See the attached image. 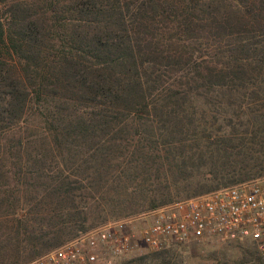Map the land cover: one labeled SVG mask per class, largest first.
<instances>
[{
  "label": "trees",
  "instance_id": "obj_1",
  "mask_svg": "<svg viewBox=\"0 0 264 264\" xmlns=\"http://www.w3.org/2000/svg\"><path fill=\"white\" fill-rule=\"evenodd\" d=\"M261 176L264 0H0V264Z\"/></svg>",
  "mask_w": 264,
  "mask_h": 264
},
{
  "label": "built area",
  "instance_id": "obj_2",
  "mask_svg": "<svg viewBox=\"0 0 264 264\" xmlns=\"http://www.w3.org/2000/svg\"><path fill=\"white\" fill-rule=\"evenodd\" d=\"M264 238V181L248 180L109 220L25 264H112L191 241Z\"/></svg>",
  "mask_w": 264,
  "mask_h": 264
},
{
  "label": "rangeland",
  "instance_id": "obj_3",
  "mask_svg": "<svg viewBox=\"0 0 264 264\" xmlns=\"http://www.w3.org/2000/svg\"><path fill=\"white\" fill-rule=\"evenodd\" d=\"M250 180H258V181L262 182V181H264V176L257 177L254 179H250ZM245 181H248V180H245ZM241 182H243V181H241ZM241 182H238V183H241ZM238 183L228 184V185L223 186V187L232 186V185H235ZM191 197H193V196H191ZM184 198H189V197L182 195V193H175L173 199H171L170 202L180 200V199H184ZM170 202H168V203H170ZM139 214H141V213H139ZM126 216H130V215H121L118 217L108 218L107 220L102 221L99 224H95V225L91 226L90 228L86 229L85 231L90 230L91 228H94L98 225H101V224H103L109 220H115V219L123 218ZM85 231H83V232H85ZM79 234L80 233H78V235ZM76 236H74V237H76ZM74 237H72L71 239H73ZM71 239H69V240H71ZM263 240H264V238H263ZM263 240H261L260 242H262ZM260 242H258V243H260ZM243 245H245V244H240V242L220 243V242H216L213 240H210L207 242L191 241V242H187L185 244L171 246V247H169V251H171V253L173 255H176V258H179L180 260H182L184 264H223L224 262L229 263L230 260L235 259L234 257L238 254L239 246H243ZM48 251H50V250H48ZM151 253H153V252L142 251L139 253L132 254V255L126 257L125 259L126 260L134 259L136 257L142 256V255H149ZM125 259H123V260H125ZM117 261L120 262L122 260H117Z\"/></svg>",
  "mask_w": 264,
  "mask_h": 264
}]
</instances>
